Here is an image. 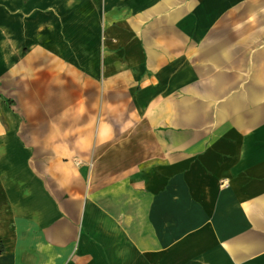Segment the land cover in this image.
I'll return each mask as SVG.
<instances>
[{"label":"crops","instance_id":"0c3cea01","mask_svg":"<svg viewBox=\"0 0 264 264\" xmlns=\"http://www.w3.org/2000/svg\"><path fill=\"white\" fill-rule=\"evenodd\" d=\"M0 264H264V0H0Z\"/></svg>","mask_w":264,"mask_h":264},{"label":"rangeland","instance_id":"374dc122","mask_svg":"<svg viewBox=\"0 0 264 264\" xmlns=\"http://www.w3.org/2000/svg\"><path fill=\"white\" fill-rule=\"evenodd\" d=\"M241 30H242V27H241ZM8 106H9L10 110H11L12 112H14V110H15V105H14V103H13L12 101L8 104Z\"/></svg>","mask_w":264,"mask_h":264}]
</instances>
